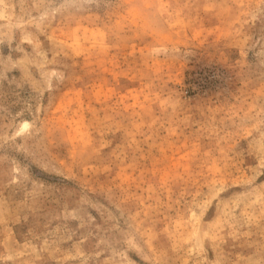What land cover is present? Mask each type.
Here are the masks:
<instances>
[{"label": "rangeland", "instance_id": "rangeland-1", "mask_svg": "<svg viewBox=\"0 0 264 264\" xmlns=\"http://www.w3.org/2000/svg\"><path fill=\"white\" fill-rule=\"evenodd\" d=\"M0 264H264V0H0Z\"/></svg>", "mask_w": 264, "mask_h": 264}]
</instances>
